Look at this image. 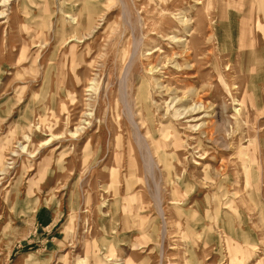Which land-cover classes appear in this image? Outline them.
I'll use <instances>...</instances> for the list:
<instances>
[{
	"label": "rangeland",
	"instance_id": "374dc122",
	"mask_svg": "<svg viewBox=\"0 0 264 264\" xmlns=\"http://www.w3.org/2000/svg\"><path fill=\"white\" fill-rule=\"evenodd\" d=\"M0 264H264V0H0Z\"/></svg>",
	"mask_w": 264,
	"mask_h": 264
},
{
	"label": "bare ground",
	"instance_id": "6f19581e",
	"mask_svg": "<svg viewBox=\"0 0 264 264\" xmlns=\"http://www.w3.org/2000/svg\"><path fill=\"white\" fill-rule=\"evenodd\" d=\"M139 137H140V136H139ZM139 137H138V138H139ZM148 160H149V159H148ZM147 163H148V162H147ZM151 163H152V162H151ZM151 163H150V164H151Z\"/></svg>",
	"mask_w": 264,
	"mask_h": 264
}]
</instances>
